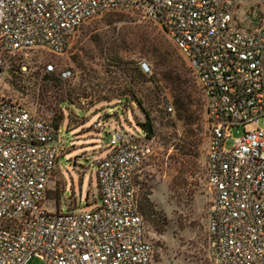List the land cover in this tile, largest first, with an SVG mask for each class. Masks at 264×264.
Here are the masks:
<instances>
[{
	"label": "built area",
	"instance_id": "built-area-1",
	"mask_svg": "<svg viewBox=\"0 0 264 264\" xmlns=\"http://www.w3.org/2000/svg\"><path fill=\"white\" fill-rule=\"evenodd\" d=\"M108 13H138L158 26L202 91L212 263L264 264V129L256 126L264 118V0H0V81L15 66L25 72L35 51L62 54L82 25ZM139 70L151 75L145 62ZM163 110L174 114L169 103ZM236 128L243 134L227 149ZM58 134L52 121L0 99V264H154L135 185L152 138L109 132L110 151L96 162L99 205L63 212L45 203Z\"/></svg>",
	"mask_w": 264,
	"mask_h": 264
},
{
	"label": "rangeland",
	"instance_id": "rangeland-1",
	"mask_svg": "<svg viewBox=\"0 0 264 264\" xmlns=\"http://www.w3.org/2000/svg\"><path fill=\"white\" fill-rule=\"evenodd\" d=\"M108 15H119L116 19H122L113 24L114 38L120 34L118 40L123 41L122 47L115 50L119 61L127 65L112 66L109 55L98 49V38L93 35L92 27L94 23L103 27L101 21ZM139 27L162 33L174 48L165 33L140 14L108 13L82 25L62 54L35 51L24 62L25 72L15 66L1 78L0 99L17 101L37 118L54 119L57 123L59 156L47 183L45 203L48 211H54L55 204L63 212L75 204L80 212L95 209L99 205L96 162L110 151L108 133L115 129L123 134L144 136L139 126L144 121L143 114L130 97H119L131 88L137 97L144 99L142 87H153L149 82L136 81L132 85L129 82L127 69L140 72L141 62L147 63L151 73L153 71L133 39L132 33ZM48 64L54 67L53 74L44 73ZM65 70H69L71 76L60 80L58 75ZM142 75L150 78V75ZM144 103L147 107V102ZM165 103L172 106L167 93ZM150 116L156 127L155 136L148 142L152 154L136 175L135 185L139 201L147 190L146 197L153 209L152 215L140 213L147 240L153 247V262L213 264L207 250L208 213L213 193L206 179L209 133L205 109L203 122L190 129L194 134L190 138L191 147L197 146L198 155L193 160L181 155L180 147L189 133L174 114L165 113L163 104H159L150 110ZM98 121L106 123L104 131L94 128ZM256 126L264 129V118L259 119ZM252 128L254 126L247 130ZM242 134V128L233 129L225 147L230 149L233 140ZM191 164L192 169H189ZM27 264L43 263L32 258Z\"/></svg>",
	"mask_w": 264,
	"mask_h": 264
},
{
	"label": "trees",
	"instance_id": "trees-1",
	"mask_svg": "<svg viewBox=\"0 0 264 264\" xmlns=\"http://www.w3.org/2000/svg\"><path fill=\"white\" fill-rule=\"evenodd\" d=\"M117 17L119 15H108L105 21H101L103 22V27H99L98 23H94L92 27V33L95 32L93 35L98 38L97 46H99L100 53H107L114 67L127 65L119 61L116 52L117 49L122 47L120 45L123 42L122 40H118L120 34H117L118 36L114 38L115 27L113 24L122 20L116 19ZM110 33L111 37H108ZM132 35L139 53L148 60L153 71L150 78L146 79L137 69H127L129 82L131 85L136 81L142 83L149 82L153 87L152 89L142 87L141 93L144 99L137 97L131 88H128L125 91L126 93L122 92L119 97L122 99L130 97L137 105L144 116V121L139 126L143 130L145 137L151 139L155 136L156 127L154 125V118L150 116V110L159 107V104H163L164 106L167 93L171 99L174 117L183 124L185 131L189 133L180 147L181 155L188 157L189 160L197 158V146L191 147L190 138L194 134L190 129L192 127H199L203 122L205 102L202 91L192 71L177 53L175 47L173 48L168 43L162 33L148 32L144 28L139 27L134 29ZM144 101L147 102V107L144 105ZM52 124L57 128V123L54 119L52 120ZM192 166L193 164L189 166V169H192ZM177 184H175L176 187ZM147 195L148 192L145 190L142 199L139 201V212L145 216L153 214L152 206L146 197Z\"/></svg>",
	"mask_w": 264,
	"mask_h": 264
}]
</instances>
